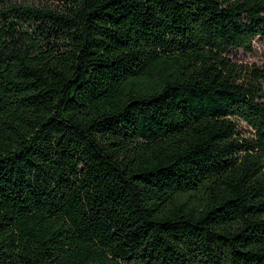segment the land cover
I'll return each mask as SVG.
<instances>
[{"label": "trees", "instance_id": "obj_1", "mask_svg": "<svg viewBox=\"0 0 264 264\" xmlns=\"http://www.w3.org/2000/svg\"><path fill=\"white\" fill-rule=\"evenodd\" d=\"M254 39L264 0H0V264H264Z\"/></svg>", "mask_w": 264, "mask_h": 264}, {"label": "rangeland", "instance_id": "obj_2", "mask_svg": "<svg viewBox=\"0 0 264 264\" xmlns=\"http://www.w3.org/2000/svg\"><path fill=\"white\" fill-rule=\"evenodd\" d=\"M262 43L260 39H254L252 41V51L244 52L242 50H232L227 51V57L236 63L243 65H254L260 67L264 63V57L262 53ZM239 126L242 130H245V127L242 123H239Z\"/></svg>", "mask_w": 264, "mask_h": 264}]
</instances>
